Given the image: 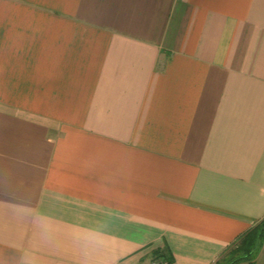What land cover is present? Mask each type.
<instances>
[{
  "label": "crops",
  "instance_id": "1",
  "mask_svg": "<svg viewBox=\"0 0 264 264\" xmlns=\"http://www.w3.org/2000/svg\"><path fill=\"white\" fill-rule=\"evenodd\" d=\"M262 220L264 0H0V264H217Z\"/></svg>",
  "mask_w": 264,
  "mask_h": 264
},
{
  "label": "trees",
  "instance_id": "2",
  "mask_svg": "<svg viewBox=\"0 0 264 264\" xmlns=\"http://www.w3.org/2000/svg\"><path fill=\"white\" fill-rule=\"evenodd\" d=\"M263 239L264 220L244 235L239 243L233 245V248L217 264H254L255 256L259 251ZM158 259L166 260L163 258Z\"/></svg>",
  "mask_w": 264,
  "mask_h": 264
},
{
  "label": "clouds",
  "instance_id": "3",
  "mask_svg": "<svg viewBox=\"0 0 264 264\" xmlns=\"http://www.w3.org/2000/svg\"><path fill=\"white\" fill-rule=\"evenodd\" d=\"M83 239L86 247H99L104 243L98 234H86Z\"/></svg>",
  "mask_w": 264,
  "mask_h": 264
},
{
  "label": "built area",
  "instance_id": "4",
  "mask_svg": "<svg viewBox=\"0 0 264 264\" xmlns=\"http://www.w3.org/2000/svg\"><path fill=\"white\" fill-rule=\"evenodd\" d=\"M151 264H168L166 260L157 259L154 260Z\"/></svg>",
  "mask_w": 264,
  "mask_h": 264
}]
</instances>
